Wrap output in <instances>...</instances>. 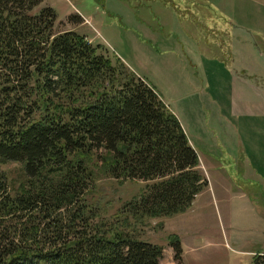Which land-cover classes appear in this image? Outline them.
I'll use <instances>...</instances> for the list:
<instances>
[{
	"label": "trees",
	"instance_id": "obj_1",
	"mask_svg": "<svg viewBox=\"0 0 264 264\" xmlns=\"http://www.w3.org/2000/svg\"><path fill=\"white\" fill-rule=\"evenodd\" d=\"M41 2L0 0V264H159L162 248L135 229L184 213L206 188L197 154L145 80L102 45L55 31L53 10L32 12ZM93 157L104 178L151 184L107 217L86 201Z\"/></svg>",
	"mask_w": 264,
	"mask_h": 264
},
{
	"label": "rangeland",
	"instance_id": "obj_2",
	"mask_svg": "<svg viewBox=\"0 0 264 264\" xmlns=\"http://www.w3.org/2000/svg\"><path fill=\"white\" fill-rule=\"evenodd\" d=\"M164 1L42 0L32 12L48 7L57 18L53 28L55 31H73L86 35L87 39L93 37V45L101 43L102 39L107 51L101 52L111 60L120 57L127 68L140 75L161 100L164 99L177 112L188 132L203 135L209 128L218 131L233 129L231 119L223 109L228 100L225 93L226 72L218 66V62H188L187 53H183L180 46L183 39H197L206 43L212 40L211 36L205 33L166 36L156 30L155 24L158 18L161 23L178 30L184 28L185 22L193 24L196 20L198 23H210L207 19L211 16V9L207 1L219 14L225 15L234 11L237 0H205L207 4L200 0L201 4H194L191 8L195 19L185 12L178 18L170 11L163 10ZM173 3L179 6V2ZM74 16L78 20L76 23ZM163 26L166 27L165 24ZM253 38L255 45H261L263 37ZM191 53H194L190 54L193 58L195 50ZM220 64L226 68L228 62ZM246 122L251 127L264 124L255 119H246ZM234 132L237 150L246 144L245 148H249L250 142L256 140L251 145V154L256 156L263 153V130L243 132L235 128ZM97 154H100L99 151ZM199 156L207 167L204 157L200 153ZM92 159L87 163V168L92 173L93 186L86 201L90 204L100 203L107 217L123 203L138 197L145 186L151 184L140 180L119 183L104 178L96 170L100 163L94 165L95 158ZM261 159L244 158V166L251 170L256 183L243 182L240 178H235L234 182L237 188L248 193L253 202L252 208L232 203L231 200L227 202L226 190L214 189V201L204 193L184 213L146 220L144 225L136 227L134 237L162 248L159 264H174L168 245L170 236L178 238L181 264H248L255 253H264V162H259ZM241 166V160L236 159L233 168L237 176ZM4 168L14 176L17 173L14 165ZM210 182L214 185L213 177ZM231 191L236 192L234 188ZM234 201L238 199L234 198Z\"/></svg>",
	"mask_w": 264,
	"mask_h": 264
},
{
	"label": "crops",
	"instance_id": "obj_3",
	"mask_svg": "<svg viewBox=\"0 0 264 264\" xmlns=\"http://www.w3.org/2000/svg\"><path fill=\"white\" fill-rule=\"evenodd\" d=\"M174 1L179 2V6H176ZM201 3L200 0H165L162 7L163 10L170 11L178 18L180 15L182 16L181 13L185 12L195 19L191 8L194 4ZM207 3L211 9V16L207 19L210 23H198L196 20L193 24L185 22V29L176 30L156 18L155 28L166 36L200 33L211 36L212 40L206 43L197 39L195 41L183 39L180 46L183 53H187L188 62H192V60L195 62H218V66H221L222 70L226 72L225 93L228 100L223 109L231 119L233 129L218 131L209 128L203 135L196 133L194 135L182 126L181 118L177 112L168 106L164 99L163 101L180 122L189 145L197 154L198 169L207 182L206 188L193 199L191 205L204 193H207L214 201V189H220V191L226 190L227 202L231 200L232 203L236 202L252 208L253 202L247 196L248 193L237 188L234 182L235 178H240L243 182H254L251 170L244 166L246 163L244 158L259 157L262 158L259 162L263 163L264 148L263 153L253 156L251 145L255 140L250 142L249 148H245L246 144L237 150L234 129L238 128L243 132L264 131V124L251 127L246 122V119H255L259 123H264V0H237L234 11L225 15L219 14L215 7L213 9L209 1ZM222 18L225 20L223 21ZM164 24L166 27L163 26ZM165 29L169 30L164 31ZM83 36L93 45V37L87 39L86 35ZM253 36L263 37L261 45H255ZM100 42L97 45L107 46L102 39ZM193 50H195V55L191 58L190 54H194L191 53ZM117 58L121 60L120 57ZM220 62H228L227 67L222 66ZM137 76L140 77V75ZM199 93L202 95V92ZM199 153L204 157L203 161L207 167L202 163ZM236 159H240L242 164L238 176L233 168ZM212 177L214 185L210 182ZM233 188L236 192L231 191ZM234 198H237L238 201H234Z\"/></svg>",
	"mask_w": 264,
	"mask_h": 264
}]
</instances>
